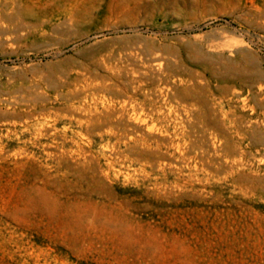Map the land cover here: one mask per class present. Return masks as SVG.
Segmentation results:
<instances>
[{
  "label": "rangeland",
  "instance_id": "374dc122",
  "mask_svg": "<svg viewBox=\"0 0 264 264\" xmlns=\"http://www.w3.org/2000/svg\"><path fill=\"white\" fill-rule=\"evenodd\" d=\"M263 93L264 0H1L0 264H264Z\"/></svg>",
  "mask_w": 264,
  "mask_h": 264
},
{
  "label": "bare ground",
  "instance_id": "6f19581e",
  "mask_svg": "<svg viewBox=\"0 0 264 264\" xmlns=\"http://www.w3.org/2000/svg\"><path fill=\"white\" fill-rule=\"evenodd\" d=\"M1 1V0H0ZM5 1V0H4ZM163 59V58H162ZM163 62V61H162ZM158 68V67H157ZM161 69V68H160ZM88 75V74H87ZM109 81V82H108ZM107 82L108 83H102V84H98V85H95V86H92V91H91V94L95 93V92H100V93H104V92H108L112 89H114L115 87H120L121 89L125 90L124 94L126 97H132L134 94H135V89L138 90L137 88H139L141 85L140 84V78L139 77H132L130 79L127 80V82H118L117 79H116V76L115 77H111L110 80H108ZM176 81V80H175ZM98 82V80H97ZM100 82V80H99ZM174 82V81H173ZM89 83V82H88ZM87 83V84H88ZM85 88V87H84ZM162 89V88H161ZM87 91V90H86ZM162 92V91H161ZM166 92V91H165ZM257 92V91H256ZM88 93V92H87ZM264 94V93H263ZM88 97V96H87ZM175 97V96H174ZM173 97V98H174ZM177 97V96H176ZM175 97V98H176ZM86 98V97H85ZM165 98V97H164ZM168 98V97H167ZM84 99V98H83ZM178 99V98H177ZM70 101V100H69ZM88 101V100H87ZM177 101V100H175ZM178 102V101H177ZM89 103V102H88ZM182 104V103H181ZM185 105V104H184ZM184 108V107H182ZM160 109V108H159ZM253 109V108H252ZM259 109H262V111H258ZM51 110V109H49ZM73 110V109H72ZM79 110V109H78ZM98 111V110H97ZM253 111V115L255 116L254 119H256V122L255 124L254 123H251L250 124V127L252 128V131L254 133V136L260 134L258 133V128L259 126H263V130L264 131V99H260L257 101V108L252 110ZM175 112V111H174ZM187 115V114H186ZM35 116V115H34ZM179 116V115H178ZM262 117V119L260 120L259 118ZM191 119V117H190ZM193 120V119H192ZM190 122V120H189ZM196 123V122H195ZM197 124V123H196ZM196 126V125H195ZM258 126V127H257ZM261 131V130H260ZM261 133L264 135V132ZM252 133V132H251ZM175 144V143H174ZM194 145V144H193ZM180 148V147H179ZM196 149V148H195ZM186 150V149H185ZM181 151V150H180ZM184 151V150H183ZM190 156V155H188ZM239 157V156H238ZM227 158V157H226ZM177 159V158H176ZM204 161V160H203ZM205 162V161H204Z\"/></svg>",
  "mask_w": 264,
  "mask_h": 264
}]
</instances>
